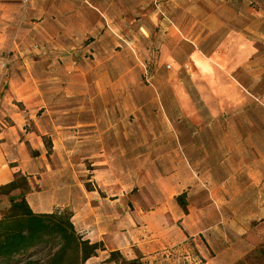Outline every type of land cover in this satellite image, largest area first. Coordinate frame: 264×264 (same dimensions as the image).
I'll return each mask as SVG.
<instances>
[{
    "label": "crops",
    "instance_id": "1",
    "mask_svg": "<svg viewBox=\"0 0 264 264\" xmlns=\"http://www.w3.org/2000/svg\"><path fill=\"white\" fill-rule=\"evenodd\" d=\"M242 70L264 88V0H0V186L17 173L47 182L39 203L72 212L104 248L93 258L207 264L228 236H204L177 205L126 212L119 177L157 174L159 205L225 188L264 137V100L247 98ZM76 155L91 189L55 172Z\"/></svg>",
    "mask_w": 264,
    "mask_h": 264
},
{
    "label": "rangeland",
    "instance_id": "2",
    "mask_svg": "<svg viewBox=\"0 0 264 264\" xmlns=\"http://www.w3.org/2000/svg\"><path fill=\"white\" fill-rule=\"evenodd\" d=\"M193 1L196 3L197 0H182L188 5ZM198 2L203 4L205 0H198ZM184 21H189V18H185ZM239 79L251 93V95H247L248 99L253 100L254 97H257L264 100V88L257 90L252 71L242 70ZM8 83L6 76H3L0 79V90L5 91ZM44 143L49 147V140H44ZM254 147L253 151H245V156L238 158L239 171L230 173L225 188L219 190L197 189L191 200L186 198L185 193L186 212L180 211L179 215L182 216L189 209L195 214L193 225L199 228L201 234L208 238L221 235L229 238L228 242H224L223 245H219L215 247L214 251H211L207 264H220V260L229 261L232 257L235 259L231 264H264L256 252L259 249H264V137L255 141ZM6 154L7 151L3 150L2 158H5ZM69 160L72 162L71 165L57 166L55 172L67 171L71 174L69 179H71L72 185L76 183V179L81 183L86 180V188L91 189V183H87V180L92 179L91 168L88 165L84 167L77 155ZM79 162L81 163L79 164ZM156 175L150 172H134L119 177L118 193L123 191L128 197L127 204L119 205V208L123 206L126 212L133 214L161 211L162 214L172 217L174 215L172 207L176 205L181 207L173 199H171L173 201L171 205L156 204L158 198L164 195L154 187L153 179ZM236 176H238L237 180H235ZM25 177L29 184V190L24 192V195L30 206H38L46 212L68 210L66 207L57 205H41L39 202L46 199L45 183L47 184V182L39 181L36 176H33L36 177L34 179L28 175ZM30 192L34 193L29 195ZM18 194L19 190L12 191L9 195L0 194V217L9 207V196L16 197ZM205 197L207 199L202 202L201 198ZM212 197H218L219 203L215 204ZM38 257L43 258L44 254ZM104 259L92 257L86 261V264H101ZM196 262V264L206 263L200 259H197Z\"/></svg>",
    "mask_w": 264,
    "mask_h": 264
},
{
    "label": "trees",
    "instance_id": "3",
    "mask_svg": "<svg viewBox=\"0 0 264 264\" xmlns=\"http://www.w3.org/2000/svg\"><path fill=\"white\" fill-rule=\"evenodd\" d=\"M9 207L0 217V264H86L104 250L100 243H90L74 227L69 210L34 212L25 199L29 184L24 175L0 186V194L9 195ZM186 212L185 193L175 198ZM264 262V249L256 251ZM44 254V257H38ZM101 264H142L139 258L125 259L111 251Z\"/></svg>",
    "mask_w": 264,
    "mask_h": 264
},
{
    "label": "built area",
    "instance_id": "4",
    "mask_svg": "<svg viewBox=\"0 0 264 264\" xmlns=\"http://www.w3.org/2000/svg\"><path fill=\"white\" fill-rule=\"evenodd\" d=\"M22 3H27L29 0H21ZM168 67V66H167ZM143 76H144V80L145 82L149 83L150 81V78H149V74H148V70H147V67L144 66L143 68Z\"/></svg>",
    "mask_w": 264,
    "mask_h": 264
}]
</instances>
